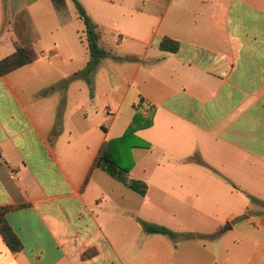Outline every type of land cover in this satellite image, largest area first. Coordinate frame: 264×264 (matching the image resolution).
I'll use <instances>...</instances> for the list:
<instances>
[{"label":"crops","instance_id":"1","mask_svg":"<svg viewBox=\"0 0 264 264\" xmlns=\"http://www.w3.org/2000/svg\"><path fill=\"white\" fill-rule=\"evenodd\" d=\"M77 1L109 52L86 76L66 0H0V60L38 54L0 75V208L21 243L0 237V264H264V217L235 224L264 202V0ZM135 115L151 117L130 151L143 195L94 166Z\"/></svg>","mask_w":264,"mask_h":264},{"label":"trees","instance_id":"2","mask_svg":"<svg viewBox=\"0 0 264 264\" xmlns=\"http://www.w3.org/2000/svg\"><path fill=\"white\" fill-rule=\"evenodd\" d=\"M54 8L57 11L64 9L65 0H51ZM75 6L78 18L84 25V38L87 47L88 61L82 71V75H89L94 71L99 62L109 55L102 46L99 44V33L97 26L93 23L91 18L87 15L84 8L77 0H71ZM159 49L165 52L175 53L179 49V43L169 38H162ZM38 57V54L33 47H22L15 45L14 52L0 60V75L9 73L17 68L33 63ZM89 82V79H86ZM151 125L150 116L135 115L132 123L127 127L122 136L111 139L104 143L101 147L98 157L95 160L94 166L103 169L110 176L114 177L121 183L128 186L130 189L143 195L145 193L144 183L133 181L128 178L129 171L133 167V160L130 151L133 147L148 148L149 144L140 140L135 132L138 129L147 128ZM250 202L256 206L264 208V202L254 197H250ZM19 208V207H15ZM11 208H0V237L13 252L18 253L21 250V243L17 236L14 234L5 219V214ZM241 218V217H240ZM143 230L147 234H164L171 238H177L178 235L162 226L151 225L142 223ZM185 238L206 239L211 238V235H195L192 233L184 235ZM182 236V237H184ZM95 254L93 249L86 252L82 258H89Z\"/></svg>","mask_w":264,"mask_h":264},{"label":"rangeland","instance_id":"3","mask_svg":"<svg viewBox=\"0 0 264 264\" xmlns=\"http://www.w3.org/2000/svg\"><path fill=\"white\" fill-rule=\"evenodd\" d=\"M96 3H102V2H106L108 3L109 0H95ZM123 3H129L132 6H137L138 4H140V2L142 0H119ZM166 0H160V2H164ZM111 2V1H110ZM112 2H114L115 4L118 5V0H112ZM67 6L69 7V9L76 15V10H75V6L73 4V2L71 0H66ZM101 5V4H100ZM103 6V5H101ZM103 13V12H102ZM106 19H108L109 22H112L113 20L117 19L114 14H106L104 15V13L102 14ZM126 20H124V24H128L130 25V23H133V20L130 19L128 16L124 17ZM129 20V21H128ZM128 41H132L133 43H135V40H131L129 39ZM110 46H116V44L113 42V39L110 40L109 42ZM119 46V45H117ZM241 217V218H240ZM237 220H236V226L237 229L239 230V232H244V231H253L252 228L246 223V219L247 218H254L256 223L259 222V219H262L264 217V208L260 207V206H256L255 204H252L250 202V207L247 208L246 212L244 213V215L240 216Z\"/></svg>","mask_w":264,"mask_h":264},{"label":"water","instance_id":"4","mask_svg":"<svg viewBox=\"0 0 264 264\" xmlns=\"http://www.w3.org/2000/svg\"><path fill=\"white\" fill-rule=\"evenodd\" d=\"M228 226H229V225H226L222 230H223V231L226 230V228H228Z\"/></svg>","mask_w":264,"mask_h":264}]
</instances>
